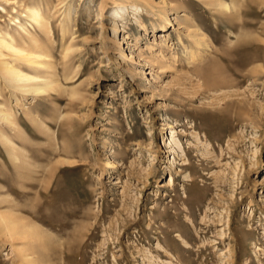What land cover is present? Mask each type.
Listing matches in <instances>:
<instances>
[{
	"label": "rangeland",
	"instance_id": "1",
	"mask_svg": "<svg viewBox=\"0 0 264 264\" xmlns=\"http://www.w3.org/2000/svg\"><path fill=\"white\" fill-rule=\"evenodd\" d=\"M36 1L57 84L17 104L0 66L28 161L0 138V218L39 235L0 228V264H264V0H0V28Z\"/></svg>",
	"mask_w": 264,
	"mask_h": 264
},
{
	"label": "bare ground",
	"instance_id": "2",
	"mask_svg": "<svg viewBox=\"0 0 264 264\" xmlns=\"http://www.w3.org/2000/svg\"><path fill=\"white\" fill-rule=\"evenodd\" d=\"M85 2L86 0L80 1L78 11L84 9ZM220 4H223L225 8L229 9L228 4L224 2H221ZM50 5V3L45 5L42 1H36L35 4L33 3V5L26 7L24 12H22L21 17L19 16L14 19V26L8 29L0 28V59L3 58L0 60V66L2 72L5 74L6 82H8L12 88L11 97L17 100V104L20 103L19 96L21 93L40 95L46 93L50 88L53 86L55 87V84H57V79H55V76L53 77L51 73L53 70L52 64L46 61L49 53L47 51L48 49L45 47L46 44L42 39L43 35L52 36V26L50 22L52 8ZM1 8L3 7L0 6V9ZM69 38L73 41L74 34H70ZM70 49L71 47H67L68 51ZM8 53H13V55L17 56L19 61L25 62L28 66L27 70L22 67V64L17 62L14 64L9 59H6ZM30 69H37L39 74H33ZM217 76L213 75L211 72H205L203 78H205L211 86L214 85L215 87L218 84H222V81L220 82V80L217 79ZM216 88H218V86ZM0 122L7 125L0 127V138L6 141L8 148L12 149L10 155L16 168H22L24 165L26 166L28 161L24 160V152L21 148L18 149L16 147L13 138L8 135V131L10 130L19 134H22L24 131V128L19 125L18 119L15 117L12 108L1 105ZM22 136L24 135L22 134ZM173 181L172 176H170L167 184L172 183ZM20 217L11 213L1 215L0 228H3L7 234L15 239L28 240L38 237L39 231L36 226L28 220L29 223H27L25 219H22L24 217ZM32 249H21V251L24 252L22 256L26 259L27 264H33L32 260L29 259V256L33 254L31 252ZM33 252L35 254L36 251Z\"/></svg>",
	"mask_w": 264,
	"mask_h": 264
}]
</instances>
